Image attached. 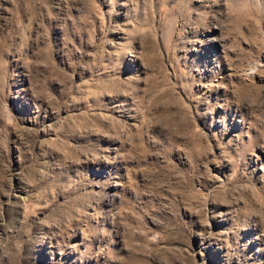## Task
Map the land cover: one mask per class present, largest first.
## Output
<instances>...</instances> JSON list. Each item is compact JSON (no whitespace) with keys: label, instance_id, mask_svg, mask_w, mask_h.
Wrapping results in <instances>:
<instances>
[{"label":"rangeland","instance_id":"obj_1","mask_svg":"<svg viewBox=\"0 0 264 264\" xmlns=\"http://www.w3.org/2000/svg\"><path fill=\"white\" fill-rule=\"evenodd\" d=\"M0 264H264V0H0Z\"/></svg>","mask_w":264,"mask_h":264}]
</instances>
